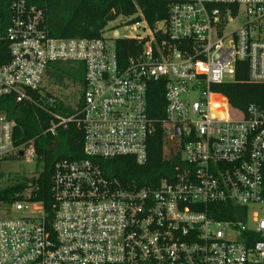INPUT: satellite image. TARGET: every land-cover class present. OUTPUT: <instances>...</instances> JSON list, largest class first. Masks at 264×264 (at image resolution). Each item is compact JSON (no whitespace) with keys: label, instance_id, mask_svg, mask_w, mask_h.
Wrapping results in <instances>:
<instances>
[{"label":"built area","instance_id":"1","mask_svg":"<svg viewBox=\"0 0 264 264\" xmlns=\"http://www.w3.org/2000/svg\"><path fill=\"white\" fill-rule=\"evenodd\" d=\"M10 7L0 97L48 112L52 135L75 123L82 158L54 164L48 211L28 194L11 206L39 216L0 217V264H264V106L233 110L212 90L233 81L238 63L264 85V0L171 3L156 30L164 37L144 23L127 36L140 51L124 62L114 39L51 38L41 10ZM55 63L82 72L76 103L57 100L70 115L55 97L29 94ZM152 82L162 84V119L147 110ZM13 128L0 113V161L32 160V142L14 147ZM157 130L162 158H180L169 177L135 187L101 169L98 161L123 156L144 164Z\"/></svg>","mask_w":264,"mask_h":264},{"label":"trees","instance_id":"2","mask_svg":"<svg viewBox=\"0 0 264 264\" xmlns=\"http://www.w3.org/2000/svg\"><path fill=\"white\" fill-rule=\"evenodd\" d=\"M20 0H0V67L9 61L8 45L5 40L6 29L11 15V3ZM28 6L41 10L44 16L47 34L55 39H101L105 28L117 18L127 20L126 25L145 23L153 36L160 40L164 35L156 31L158 24L167 18V8L171 3L182 0H22ZM115 51L121 62L138 53L142 43L135 38L114 39ZM58 64V63H55ZM66 64L68 78L61 76L62 69L56 66L47 70L45 75L60 83L67 79L79 83L80 70ZM80 66V65H79ZM80 68V67H79ZM212 90L223 95L231 109L244 111L250 104L264 106V85L252 83L248 80L247 66L245 63L236 65L234 79L219 85H214ZM49 97L42 86L39 91L31 92L35 101ZM41 102V101H39ZM55 100L56 111L63 114H72L67 108L62 109V104ZM82 100H79L81 104ZM48 106V105H47ZM164 97L162 84L150 83L147 90V110L153 118H163ZM58 107V108H57ZM52 110H54L52 108ZM0 113L14 122L12 143L14 147L32 142L34 159L40 165L36 178H27L15 185L0 189V204L12 205L25 200L23 194L30 188L28 201L41 203L44 210L48 211L51 204L50 188L51 174L54 164L63 159L76 160L82 158V131L71 122L64 130H58L54 135L48 131L50 127V114L33 103H17L15 96L0 97ZM162 132L157 130L148 140L146 162L138 165L130 156L116 157L110 160L98 161L105 174L116 178L121 183L131 186H154L158 180L169 177L174 167L180 164L177 156L171 160L162 158ZM21 156L5 158L18 159ZM229 211V210H228ZM223 219L232 217L223 216Z\"/></svg>","mask_w":264,"mask_h":264},{"label":"rangeland","instance_id":"3","mask_svg":"<svg viewBox=\"0 0 264 264\" xmlns=\"http://www.w3.org/2000/svg\"><path fill=\"white\" fill-rule=\"evenodd\" d=\"M127 20L117 18L115 21L108 24L105 28L103 37L109 40L116 38H124L127 36H133L141 34V27L144 26V23L139 25H126ZM56 66H59L62 69V77L68 78V72L66 69V64H51L48 70H53ZM80 78H82V72L79 73ZM42 86L46 89V93L55 97L58 101H61L65 105H70L76 103V100L79 95L80 85L77 82L70 81L67 79H62L60 83H57L55 80L44 76ZM40 170V165L37 164L36 160H27L24 157L16 159H8L6 161H0V189H4L8 186L17 184L18 182L23 181L24 179L36 178ZM30 188H28L23 196L30 194ZM259 218H264V206H261L257 211ZM39 213L31 215L28 210L24 211H14L11 205L0 204V217H12V218H21V217H32L35 218L39 216Z\"/></svg>","mask_w":264,"mask_h":264}]
</instances>
